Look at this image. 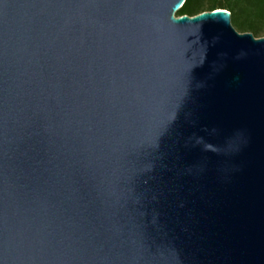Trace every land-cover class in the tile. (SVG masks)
I'll return each instance as SVG.
<instances>
[{"label":"water","instance_id":"obj_1","mask_svg":"<svg viewBox=\"0 0 264 264\" xmlns=\"http://www.w3.org/2000/svg\"><path fill=\"white\" fill-rule=\"evenodd\" d=\"M186 0H0V264H264V37Z\"/></svg>","mask_w":264,"mask_h":264},{"label":"trees","instance_id":"obj_2","mask_svg":"<svg viewBox=\"0 0 264 264\" xmlns=\"http://www.w3.org/2000/svg\"><path fill=\"white\" fill-rule=\"evenodd\" d=\"M219 8L231 12L232 23L239 32L264 37V0H186L176 16H195Z\"/></svg>","mask_w":264,"mask_h":264},{"label":"clouds","instance_id":"obj_3","mask_svg":"<svg viewBox=\"0 0 264 264\" xmlns=\"http://www.w3.org/2000/svg\"><path fill=\"white\" fill-rule=\"evenodd\" d=\"M226 11V10H225Z\"/></svg>","mask_w":264,"mask_h":264}]
</instances>
